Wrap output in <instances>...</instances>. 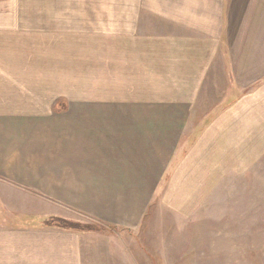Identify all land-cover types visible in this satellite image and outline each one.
I'll return each instance as SVG.
<instances>
[{
  "label": "crops",
  "instance_id": "0c3cea01",
  "mask_svg": "<svg viewBox=\"0 0 264 264\" xmlns=\"http://www.w3.org/2000/svg\"><path fill=\"white\" fill-rule=\"evenodd\" d=\"M263 157L264 0L0 1V181L48 214L9 218L41 238L9 261L124 262L49 219L132 231L158 196L188 216ZM236 220L264 264V214Z\"/></svg>",
  "mask_w": 264,
  "mask_h": 264
},
{
  "label": "rangeland",
  "instance_id": "374dc122",
  "mask_svg": "<svg viewBox=\"0 0 264 264\" xmlns=\"http://www.w3.org/2000/svg\"><path fill=\"white\" fill-rule=\"evenodd\" d=\"M225 184L228 185L222 191L221 204L209 202L188 216L171 210L158 196L142 226L132 231L114 228L71 210L65 209L61 215L67 221L92 228L74 230L79 232L82 244L127 248L126 261L118 264H250L248 256L251 254L239 252L234 246L232 229L241 214H264V157L257 159L249 183ZM23 192L27 193L25 190L4 188L3 181H0V264H31L9 261L15 255L9 256V251L17 243L41 241L39 234L23 231L27 222L9 219L11 216L21 219L20 215L27 213L36 223L45 214L39 204H27L29 201L24 200ZM159 193L161 196L162 191ZM217 200H220L219 194ZM207 215L218 220L204 219Z\"/></svg>",
  "mask_w": 264,
  "mask_h": 264
},
{
  "label": "trees",
  "instance_id": "16d2710c",
  "mask_svg": "<svg viewBox=\"0 0 264 264\" xmlns=\"http://www.w3.org/2000/svg\"><path fill=\"white\" fill-rule=\"evenodd\" d=\"M48 225H52L54 227H58L66 230L87 231L92 229L90 226L77 224L75 222L67 221L62 218H52V221L48 222Z\"/></svg>",
  "mask_w": 264,
  "mask_h": 264
}]
</instances>
